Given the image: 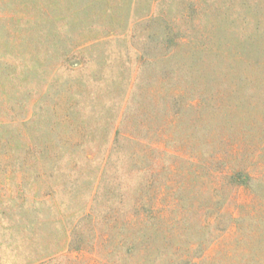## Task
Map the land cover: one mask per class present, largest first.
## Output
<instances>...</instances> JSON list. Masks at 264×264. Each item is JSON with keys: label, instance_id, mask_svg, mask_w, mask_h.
<instances>
[{"label": "rangeland", "instance_id": "rangeland-1", "mask_svg": "<svg viewBox=\"0 0 264 264\" xmlns=\"http://www.w3.org/2000/svg\"><path fill=\"white\" fill-rule=\"evenodd\" d=\"M0 264H264V0H0Z\"/></svg>", "mask_w": 264, "mask_h": 264}]
</instances>
